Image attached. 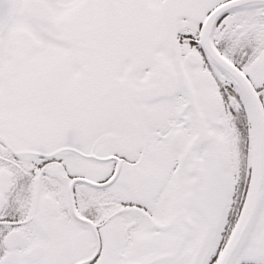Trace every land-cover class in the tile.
I'll return each instance as SVG.
<instances>
[{"label":"snow or ice","instance_id":"obj_1","mask_svg":"<svg viewBox=\"0 0 264 264\" xmlns=\"http://www.w3.org/2000/svg\"><path fill=\"white\" fill-rule=\"evenodd\" d=\"M0 264H264V0H0Z\"/></svg>","mask_w":264,"mask_h":264}]
</instances>
